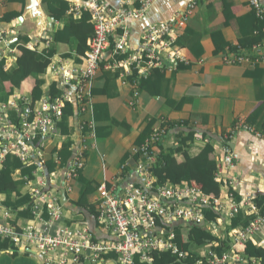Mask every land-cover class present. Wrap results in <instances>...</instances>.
I'll use <instances>...</instances> for the list:
<instances>
[{
	"label": "crops",
	"instance_id": "crops-1",
	"mask_svg": "<svg viewBox=\"0 0 264 264\" xmlns=\"http://www.w3.org/2000/svg\"><path fill=\"white\" fill-rule=\"evenodd\" d=\"M102 1L117 10L121 7L139 9L143 0ZM260 1L264 3V0ZM194 2H197L196 12L190 16L182 30L176 31L177 46L185 58L178 69L154 71L147 83L139 86L138 96L134 99L132 77H121L125 72L124 68L115 71L106 68L113 61L109 48L93 79L92 103L87 113L81 114L74 102V116L68 120L69 134H62L56 129L50 136L39 138L37 143L41 156L36 154L35 160L41 173L36 172L35 179L28 182L21 192L25 194L30 188L41 189L44 193L50 191L55 193L59 203L64 192L66 199L60 203L64 212L63 225L72 228L83 226L95 240H113L111 230L104 228L96 219L98 187L105 182L108 189L121 193L130 184L141 186V178L136 172L138 156L135 150L153 128L161 125L165 130L164 135L167 134L168 124L170 125L165 140L162 138L160 142L165 147H178L180 139L187 137L189 133L198 135L194 143H185V149L189 146V154L192 156L197 155L206 143L212 144L214 151L211 158L218 164L216 179L221 182L222 203L244 204L255 194H264V140L237 129L239 123H244L255 131L264 133V64L250 68L247 65H225L221 61L229 45L240 46L243 42L249 46L243 50L249 51L250 47L259 44L251 42L261 30L252 27L248 20L243 21L252 12L246 0H156L147 8L142 19L128 21L129 35L126 43L130 48L138 50L148 25L179 19ZM24 5V0H0V58L5 59V69L16 67L10 43L18 31L17 19L22 15ZM42 8L49 16L43 4ZM80 14L71 15L79 18ZM8 15L13 18L5 21ZM64 26V21L52 19L40 40L29 37L31 41L28 47L38 52L45 50L50 44V34L62 30ZM73 26L77 34L82 32L78 23ZM5 41L8 43L5 44ZM53 46L58 53L46 61V71L39 76L42 81V96L48 94L53 83L58 82L57 88L61 90L73 89L75 84L70 81L65 88L62 76L52 71V65L62 71L80 66L74 62V57H66V53H71V56L74 54L71 44L63 42ZM116 60L123 59L117 57ZM34 86L33 79L25 80L21 88L15 90L11 100L19 99L20 104H36L37 107L39 99L34 102L32 100ZM19 113V110L10 109L5 114L6 119L0 112V132L4 130L6 123L16 124ZM150 122L154 123L147 130ZM91 131L94 136L87 138L84 168L80 176L73 180L71 190L66 191L63 186L65 173L76 149L81 145L82 136ZM64 144L68 145L66 150H63ZM177 160L182 162V156L178 155ZM125 164L126 168L122 170ZM49 165L53 167L52 171H49ZM154 178L156 181V177ZM19 179L21 175L17 171L14 180ZM87 188L89 190L86 191ZM11 198L15 200L13 196ZM5 201L6 195L0 194V223L10 225L18 231L32 224L33 218H26L27 216L8 209ZM241 210L246 211L243 208ZM4 211L9 215L4 216ZM45 218L46 212L43 209L42 216L36 218V226H40ZM177 226L181 227V239L186 243L188 225L179 222L174 227ZM229 226L230 219L221 213H217L211 222L204 220L201 227L210 230L218 241L195 250L201 264H214L208 256L209 252H213L218 258L226 255L228 259L223 264L247 262L239 254L242 248L233 244L235 230H229ZM219 241L228 242V248H222L224 251L221 254L215 252ZM233 251L239 256V260L234 261L231 254ZM43 262L41 255L28 253L15 245L0 249V264H44ZM103 264H117L115 256L114 259L105 260Z\"/></svg>",
	"mask_w": 264,
	"mask_h": 264
},
{
	"label": "built area",
	"instance_id": "built-area-1",
	"mask_svg": "<svg viewBox=\"0 0 264 264\" xmlns=\"http://www.w3.org/2000/svg\"><path fill=\"white\" fill-rule=\"evenodd\" d=\"M154 1L156 0H143L139 9L121 7L115 10L102 0H82L81 4L71 6L70 14L86 12L93 26V36L87 42L88 50L85 53L84 64L65 71L51 66L53 72L62 76L64 87H67L70 81H74L73 89H66L62 97L53 100L48 98V94L44 95L38 101L37 107L36 104L27 103L20 109L19 99L0 105V112L4 115L10 109L20 111L18 122L12 125L6 123L4 130L0 132V165L8 153L23 162L33 160L36 162V154L41 156L36 137L50 136L56 130V123L62 117L66 101L75 102L81 114L87 113L92 103L93 79L107 49L111 48L113 60L106 65L108 70L124 68L125 72L121 77L125 79L135 75L134 99L138 96L140 77L147 76L153 69L176 70V65L185 61L180 48L174 45L178 36L176 31L184 28L196 9L197 2L192 3L188 12L182 13L179 19L148 25L138 50L127 45L128 21L142 19ZM205 1L207 0H198ZM246 2L257 18L264 19V3L260 0ZM116 32L119 33L111 42L110 36ZM7 43L5 41V44ZM119 56H124L123 60H116ZM221 61L225 65H247L250 68L264 64V40L249 51L237 47L235 52L223 55ZM5 117L7 119V115ZM237 129L250 132L264 140V134L256 132L254 128L244 123H239ZM82 130L83 128L80 129ZM164 132L163 125L153 128L135 150L138 156L136 172L141 178V186L130 184L121 193L108 189L105 182L98 187L96 219L104 228L111 230L113 240H95L83 226L72 228L63 225L64 212L55 193L50 191L44 193L36 188L29 190L33 201L32 224L17 231L10 225L0 223V237L8 238L16 247L29 249L41 255L44 264H103L104 256L108 254L115 256L117 264H131L135 255H139L141 262L150 264L153 253L171 252L178 260L184 259L187 255L186 251H182L175 243V234L172 230L167 232L159 229L157 223L167 228H173L179 222L201 226L205 220L203 210L208 207L216 213L224 214L228 219L243 208L246 213L253 212L256 218L245 228H238L233 232V244L242 248L244 243L259 236L260 240L256 246L264 250V216L257 214L252 198H248L244 204L234 202L224 204L220 198L204 194L195 185L154 186L152 169L157 160L155 148L160 145ZM89 136H94L93 131L82 136L81 145L76 149L65 173L63 186L66 191L71 190L73 180L84 168L86 142ZM124 168L126 164L122 166V170ZM37 171L40 172V168ZM33 174L36 177V172ZM43 209L46 218L40 220V226H36V218L42 216ZM3 215L8 216L9 213L4 211ZM231 254L234 261L239 260L234 251ZM208 256L214 264H223L228 259L226 255L218 258L213 252H209ZM196 264L201 262L197 261Z\"/></svg>",
	"mask_w": 264,
	"mask_h": 264
},
{
	"label": "trees",
	"instance_id": "trees-1",
	"mask_svg": "<svg viewBox=\"0 0 264 264\" xmlns=\"http://www.w3.org/2000/svg\"><path fill=\"white\" fill-rule=\"evenodd\" d=\"M17 1L22 2V0ZM42 4L46 13L54 21H64L65 26L62 30L50 34V44L45 50L41 52H38L34 48L31 49L28 47L31 39L27 36H20L16 42L10 43V48L13 50L12 54L16 60V67L5 69V59L3 57L0 58V104H7L14 95L15 90H19L24 81L27 79H33L35 81V86L32 90L33 102L41 99L42 95L40 92V87L42 85V81L39 76L46 71V61L58 53L57 49L53 46L55 44L63 42L71 44L74 54L71 56V53H66V57H74L75 63L81 65L84 64L85 53L88 50L87 42L93 36V26L91 24L89 14L82 12L79 18H74L71 14H68L71 4L64 0H42ZM249 8L251 9L250 6ZM196 10L197 7L193 14L196 12ZM12 18V16L8 15V17L5 18V21H10ZM246 20L250 22L252 27H257L261 30L259 33H256L254 37L255 40L252 41L251 44L261 43L264 40V19L257 18L252 10V12H249L247 17L243 18V21ZM75 23H78L80 30H82L80 34H77L76 30L74 29L73 25ZM118 33L119 32H116L110 36L111 42H113L115 36H117ZM177 40L178 39L176 38L174 41V45L176 46L178 45ZM221 45L223 47L224 43ZM237 47L243 49L249 46L243 42L240 44V46L229 45L226 48V54L229 52H235ZM119 57L122 59L124 56ZM181 63L183 62H180L176 65L177 69ZM154 71L164 72L163 69L150 70L147 76H142L139 78L138 88L140 85L147 83ZM134 78L135 75L133 74L132 79ZM7 84L9 85L8 88L6 87ZM57 87L58 82L57 84L53 83L51 85L47 95L49 99L53 100L63 96V93H65L66 89L61 90ZM25 105L26 104L24 102L21 104L19 103V108L22 109ZM73 116L74 102L66 101L62 109V117L55 126L57 131L61 132L62 134H65L67 131L70 132V130H68V120ZM153 123L154 122L149 123L147 130H149ZM167 127L166 133L168 134L170 125L168 124ZM167 134L164 135L163 140H165ZM197 137V133H189L187 137L180 139L178 147L168 148L163 146L162 143L156 146L155 152L157 155V160L155 166L152 169V173L154 177H156L154 186H164L166 184H190L200 188L201 191L208 196L220 198L221 182H218L216 179L218 164L215 159L211 158V155L214 151L212 144L209 142L206 143L205 146L201 148L200 152L195 156L189 154V146L185 149V143H194ZM38 140L39 136L36 137V144H38ZM67 146V144H64L63 150H66ZM178 155L182 156V162L177 160ZM38 168L39 166L34 160L24 163L11 153L6 154L0 165V194L6 195V201L4 204L8 209L17 212L18 215L27 216L26 218H33V201L31 199L30 193L27 192L22 194L21 189L24 188L28 182L35 179V175L33 173L38 172ZM52 168L53 167L49 165V171H52ZM17 171L20 173L21 179L14 180V174ZM80 174L81 171L78 172L77 177H79ZM87 190H89V188H87L86 191ZM12 196L15 198L14 201L11 200ZM251 201L256 207L257 214L264 216V194H255ZM21 207L24 208L21 209ZM203 214L206 221L210 222L213 221L217 216V213L214 212L210 207L204 209ZM255 218L256 215L253 212L246 213L243 210H239L234 217L230 218L229 230L245 228ZM157 227L167 232L172 230V232L175 234V243L182 251H186L187 255L184 259L178 260L172 255L171 252H164L160 254L153 253L151 254L150 264H196V262L199 260V256L195 250L207 244L218 241L214 236H212L210 230L197 225H188L186 227L188 229L187 232L189 233L186 243H184L181 239V227L177 226L173 228H167L159 223H157ZM15 230L17 229L15 228ZM259 240L260 237L255 236L252 240L244 243L242 251H240L239 254H241L242 257L244 256V259L247 260L245 264H264V250L256 246V243ZM13 246L14 244L11 243L8 238L0 237V249H6L10 247L12 248ZM222 248L227 249L228 242L219 241V246L215 248V252L217 254H221L222 251H224ZM104 259H114V255H105ZM240 263L242 264V262ZM131 264L148 263L141 262L139 255H135L133 256Z\"/></svg>",
	"mask_w": 264,
	"mask_h": 264
},
{
	"label": "water",
	"instance_id": "water-1",
	"mask_svg": "<svg viewBox=\"0 0 264 264\" xmlns=\"http://www.w3.org/2000/svg\"><path fill=\"white\" fill-rule=\"evenodd\" d=\"M69 4H81L82 0H64ZM24 10L22 15L17 19L18 31L11 38V42H16L18 37L27 36L35 40H40L46 33L52 19L47 16L42 8V0H24ZM62 200L66 197L63 192ZM28 253H34L29 249H25Z\"/></svg>",
	"mask_w": 264,
	"mask_h": 264
}]
</instances>
